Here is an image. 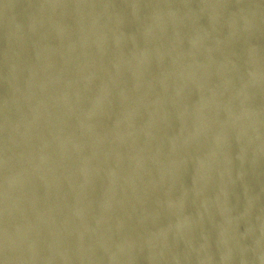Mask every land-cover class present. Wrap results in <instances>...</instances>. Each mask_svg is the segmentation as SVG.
<instances>
[{
	"label": "water",
	"instance_id": "obj_1",
	"mask_svg": "<svg viewBox=\"0 0 264 264\" xmlns=\"http://www.w3.org/2000/svg\"><path fill=\"white\" fill-rule=\"evenodd\" d=\"M0 264H264V0H0Z\"/></svg>",
	"mask_w": 264,
	"mask_h": 264
}]
</instances>
